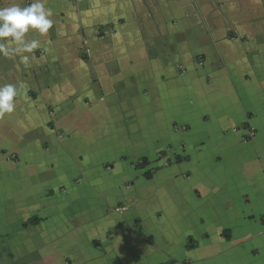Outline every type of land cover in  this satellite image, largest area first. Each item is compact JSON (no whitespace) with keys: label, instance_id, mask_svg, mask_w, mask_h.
<instances>
[{"label":"crops","instance_id":"0c3cea01","mask_svg":"<svg viewBox=\"0 0 264 264\" xmlns=\"http://www.w3.org/2000/svg\"><path fill=\"white\" fill-rule=\"evenodd\" d=\"M45 3L0 56V264H264V0Z\"/></svg>","mask_w":264,"mask_h":264},{"label":"clouds","instance_id":"9594fccd","mask_svg":"<svg viewBox=\"0 0 264 264\" xmlns=\"http://www.w3.org/2000/svg\"><path fill=\"white\" fill-rule=\"evenodd\" d=\"M53 10L45 0H33L27 6L11 4L0 7V56L4 58L28 56L40 47L38 39H28L29 34L44 36L53 28ZM17 87L14 84L0 86V117L16 110Z\"/></svg>","mask_w":264,"mask_h":264},{"label":"trees","instance_id":"16d2710c","mask_svg":"<svg viewBox=\"0 0 264 264\" xmlns=\"http://www.w3.org/2000/svg\"><path fill=\"white\" fill-rule=\"evenodd\" d=\"M177 161H179V159H177ZM146 164H147V161L143 159V160H141L139 163L134 164V168L139 169V168H141V167H143V166H146ZM151 175H152V171H147V172L145 173V177H146L147 179H150V178H151Z\"/></svg>","mask_w":264,"mask_h":264}]
</instances>
